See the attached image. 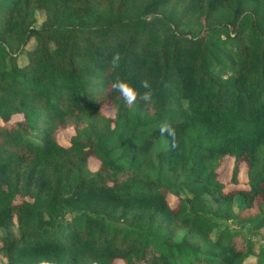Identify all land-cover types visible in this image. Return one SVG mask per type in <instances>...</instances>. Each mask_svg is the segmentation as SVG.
I'll use <instances>...</instances> for the list:
<instances>
[{
	"label": "trees",
	"instance_id": "trees-1",
	"mask_svg": "<svg viewBox=\"0 0 264 264\" xmlns=\"http://www.w3.org/2000/svg\"><path fill=\"white\" fill-rule=\"evenodd\" d=\"M116 79L151 80L154 103L126 105ZM17 113L0 264H264V0H0V119ZM225 155L248 188L223 189Z\"/></svg>",
	"mask_w": 264,
	"mask_h": 264
},
{
	"label": "rangeland",
	"instance_id": "rangeland-1",
	"mask_svg": "<svg viewBox=\"0 0 264 264\" xmlns=\"http://www.w3.org/2000/svg\"><path fill=\"white\" fill-rule=\"evenodd\" d=\"M43 18V14L42 13H38L37 14V22L40 23L41 20ZM34 40L33 38L29 39L25 45V48H31V46L33 45ZM25 54V53H24ZM21 54L19 56V64H24L27 62V58L25 59V55ZM104 113L110 116H113L114 111H113V107L110 105H107L103 108ZM22 119V115L17 113V114H13L10 119L8 121H3L0 119V124H5V125H9L12 122H15L17 120ZM36 131H33V133ZM74 133V129L72 127H65L63 129H61L57 134H56V138L57 140L63 144V145H67L70 142V136ZM37 135L35 136L36 138H40L41 134L38 132L36 133ZM233 162H234V158L232 156L229 155H225L219 166L217 167V179L223 183V189L225 191H232L235 189H245L248 188V181H247V164L245 163V161H240L239 162V167H238V174H237V181L233 182L231 179L232 176V168H233ZM99 165V160L95 157H89L88 158V166L94 170L95 168H97ZM167 200L171 205H175L178 202V197L175 194L172 193H168L167 194ZM230 222V226L231 227H236L235 223ZM239 228V227H237ZM244 230V228H243ZM253 241H254V246L255 248L258 245V242L263 241L264 242V226L260 229L259 233L254 235L252 237ZM236 243L239 246H242L243 240L242 237L240 235H237L235 237ZM255 258V256H250L248 258V260H253ZM114 264H123V261L121 259H116Z\"/></svg>",
	"mask_w": 264,
	"mask_h": 264
},
{
	"label": "clouds",
	"instance_id": "clouds-1",
	"mask_svg": "<svg viewBox=\"0 0 264 264\" xmlns=\"http://www.w3.org/2000/svg\"><path fill=\"white\" fill-rule=\"evenodd\" d=\"M120 61V53L114 52L110 60V68H118ZM111 87L114 91L120 94L126 105L131 106L140 102L146 107H150L154 103L155 93L152 82L149 79H144L140 82V88L143 89L142 92L123 79L114 80ZM165 87H167V85H165ZM159 132L161 135L167 134L170 137H175V129L167 121H164L159 125Z\"/></svg>",
	"mask_w": 264,
	"mask_h": 264
}]
</instances>
